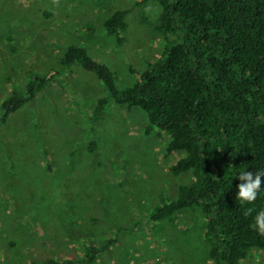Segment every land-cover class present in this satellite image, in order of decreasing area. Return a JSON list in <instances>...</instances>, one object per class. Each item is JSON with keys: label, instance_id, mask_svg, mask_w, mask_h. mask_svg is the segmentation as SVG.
Returning <instances> with one entry per match:
<instances>
[{"label": "rangeland", "instance_id": "374dc122", "mask_svg": "<svg viewBox=\"0 0 264 264\" xmlns=\"http://www.w3.org/2000/svg\"><path fill=\"white\" fill-rule=\"evenodd\" d=\"M116 10L126 12L120 46L102 26ZM159 11L140 0H0V104L33 75L59 72L0 124V264L76 259L110 239L92 264H210L199 211L150 220L194 181L169 171L183 153L166 152L165 133H146L137 108L109 100L92 119L105 88L77 63L61 65L66 47L81 46L119 90L130 87L160 56ZM241 264H264V253Z\"/></svg>", "mask_w": 264, "mask_h": 264}, {"label": "trees", "instance_id": "16d2710c", "mask_svg": "<svg viewBox=\"0 0 264 264\" xmlns=\"http://www.w3.org/2000/svg\"><path fill=\"white\" fill-rule=\"evenodd\" d=\"M147 1L160 8L154 29L163 47L130 87L119 90L115 75L81 46L66 47L61 65L77 63L105 88L107 96L96 101L92 119L109 100L137 108L146 116V133L153 128L165 133L166 152L183 153L169 171L190 172L194 181L180 185L174 199L161 200L150 220L172 222L180 211H199L210 264H241L250 250L264 253V236L250 226L264 209V185L254 201L242 204L235 199L240 182L232 177L264 169V0L140 3ZM125 15L113 11L102 24L117 46L124 43ZM58 74L33 75L23 92L13 89L0 104V124ZM113 243L89 245L79 258L43 264H92Z\"/></svg>", "mask_w": 264, "mask_h": 264}, {"label": "clouds", "instance_id": "9594fccd", "mask_svg": "<svg viewBox=\"0 0 264 264\" xmlns=\"http://www.w3.org/2000/svg\"><path fill=\"white\" fill-rule=\"evenodd\" d=\"M240 183L236 184L235 199L243 203H251L257 198V194L262 191L264 185V169L254 172L241 171L233 173ZM259 235L264 236V209L256 212L250 225Z\"/></svg>", "mask_w": 264, "mask_h": 264}]
</instances>
